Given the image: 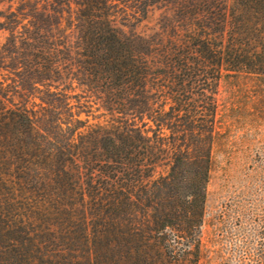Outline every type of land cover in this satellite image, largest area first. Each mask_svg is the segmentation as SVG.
Wrapping results in <instances>:
<instances>
[{"label":"trees","instance_id":"16d2710c","mask_svg":"<svg viewBox=\"0 0 264 264\" xmlns=\"http://www.w3.org/2000/svg\"><path fill=\"white\" fill-rule=\"evenodd\" d=\"M7 3L0 264H197L218 80L264 75V0Z\"/></svg>","mask_w":264,"mask_h":264},{"label":"rangeland","instance_id":"374dc122","mask_svg":"<svg viewBox=\"0 0 264 264\" xmlns=\"http://www.w3.org/2000/svg\"><path fill=\"white\" fill-rule=\"evenodd\" d=\"M7 5L0 0V10ZM133 15L122 8L116 21L129 25ZM45 97L55 105L54 96ZM217 101L197 264H264V75L222 70ZM94 114L79 117L92 123Z\"/></svg>","mask_w":264,"mask_h":264}]
</instances>
